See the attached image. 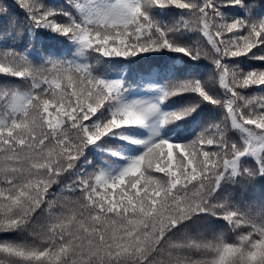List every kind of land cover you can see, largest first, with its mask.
Instances as JSON below:
<instances>
[{"label":"snow or ice","instance_id":"6c2138e0","mask_svg":"<svg viewBox=\"0 0 264 264\" xmlns=\"http://www.w3.org/2000/svg\"><path fill=\"white\" fill-rule=\"evenodd\" d=\"M15 5L23 20L0 7V264H264V199H237L264 184V0ZM148 59L165 63L131 83L107 67Z\"/></svg>","mask_w":264,"mask_h":264},{"label":"trees","instance_id":"16d2710c","mask_svg":"<svg viewBox=\"0 0 264 264\" xmlns=\"http://www.w3.org/2000/svg\"><path fill=\"white\" fill-rule=\"evenodd\" d=\"M51 5L56 7L63 6L65 0H49ZM0 7H5L8 9L9 13L15 17H19L23 20V13L20 9H18L15 5V0H0ZM12 44L17 45L18 47L21 46V42L19 40L11 41ZM23 43H27V40L23 41ZM43 44L49 48V51L52 53H60L65 54L66 48L64 45L57 43L55 41H43ZM39 51V45L37 49L33 52V55ZM165 63V61L158 60V59H148L142 60L139 63L129 64L128 62H115L114 64L107 65V67L111 70L113 75H124L125 77L130 76L129 83H131L132 79H139L141 74L149 73L155 71L157 66L160 64ZM177 66H182L180 61H177ZM261 67L259 62H247L246 67ZM198 77H202L204 79H208L209 76L212 75V68L210 66V62L204 60L201 62V66L198 69L193 70ZM135 87V86H133ZM209 117H212V114H208ZM238 200H241L245 203L249 204H258L262 199H264V184L256 183L251 190L241 189L239 195L237 197ZM204 231H208L207 229H202ZM217 231L222 229H216ZM11 238V237H9Z\"/></svg>","mask_w":264,"mask_h":264}]
</instances>
